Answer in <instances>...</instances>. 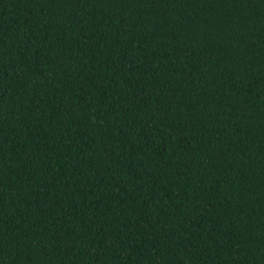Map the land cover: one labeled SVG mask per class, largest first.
<instances>
[{
    "label": "trees",
    "instance_id": "obj_1",
    "mask_svg": "<svg viewBox=\"0 0 264 264\" xmlns=\"http://www.w3.org/2000/svg\"><path fill=\"white\" fill-rule=\"evenodd\" d=\"M0 264H264V0H0Z\"/></svg>",
    "mask_w": 264,
    "mask_h": 264
}]
</instances>
